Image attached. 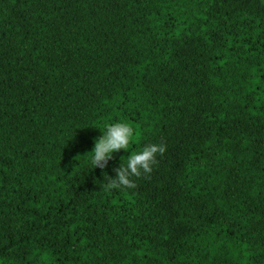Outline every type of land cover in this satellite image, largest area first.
<instances>
[{
	"label": "trees",
	"instance_id": "obj_1",
	"mask_svg": "<svg viewBox=\"0 0 264 264\" xmlns=\"http://www.w3.org/2000/svg\"><path fill=\"white\" fill-rule=\"evenodd\" d=\"M0 264H264V0H0Z\"/></svg>",
	"mask_w": 264,
	"mask_h": 264
},
{
	"label": "clouds",
	"instance_id": "obj_2",
	"mask_svg": "<svg viewBox=\"0 0 264 264\" xmlns=\"http://www.w3.org/2000/svg\"><path fill=\"white\" fill-rule=\"evenodd\" d=\"M98 138H95L91 151L90 164L92 168L105 169L113 154L121 149L128 150L134 138V128L127 122H115L105 126ZM166 151L162 142L146 143L141 150L128 155L126 163H120L114 168V176H105L106 187L133 189L136 187L135 179L146 176L153 171L158 163L157 156ZM106 173V172H105Z\"/></svg>",
	"mask_w": 264,
	"mask_h": 264
}]
</instances>
